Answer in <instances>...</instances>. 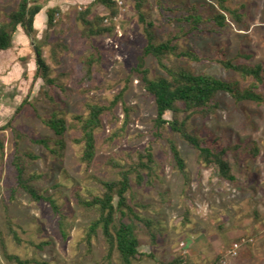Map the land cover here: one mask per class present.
<instances>
[{
    "label": "rangeland",
    "instance_id": "obj_1",
    "mask_svg": "<svg viewBox=\"0 0 264 264\" xmlns=\"http://www.w3.org/2000/svg\"><path fill=\"white\" fill-rule=\"evenodd\" d=\"M137 1L116 0L119 13L112 18L111 9L95 0H38L44 8L35 21V33L29 36L19 26L13 47L0 51V139L4 145L0 146V231L7 249L24 260L51 264H109L104 258L108 245L102 235L93 239L91 246L85 241L97 214L81 200L103 193L100 180L118 178L114 160L131 163L151 146L159 178L154 186L135 183V198L130 197V203L143 204L138 212L152 224L125 218L135 224L140 251L148 254L134 264H160L178 256H187L194 264H264V101L238 103L230 94L220 92L216 113L209 117L197 113L188 121L191 133L227 150L235 181L222 178L217 165L201 163L198 151L169 125L160 137L155 136L154 97L133 72L148 42ZM18 2L0 0V25ZM227 3L233 8L243 7L242 24L229 15V24L218 27L210 19L218 9L215 0H144L142 11L154 22L158 42L179 34L176 41L180 46L202 57L193 61L172 55L165 59L170 66L240 80L247 87L252 80L225 68L220 60L236 58L242 52L253 57L236 61L264 63V0ZM191 6L204 17L203 31L184 34L190 25L178 18L188 14ZM50 7L60 8L52 26L47 21ZM87 8L93 21L105 16L104 26L112 27V31L89 37L80 18ZM38 48L50 68L46 77L43 70L38 71ZM146 66L151 77L167 75L155 56L146 57ZM121 92L127 105L134 108L131 122L113 137L123 126V102L105 113L103 127L97 132V156L88 165L81 160L83 144L76 141L81 132L75 117L87 115L90 103L110 105ZM260 92L264 96V85ZM54 115L74 124L65 135L62 149L59 137L45 123ZM184 116L182 113L180 118ZM166 117L172 119L173 112ZM39 138L48 139L50 147L33 141ZM170 138L177 140L186 159L188 184L176 169ZM255 147L260 149L258 154ZM16 157L21 158L26 176H41L35 185L60 205L65 217L63 228L62 215L48 201H36L18 187ZM8 221L21 242L14 239ZM243 239L249 242L233 255L234 245ZM112 260V264H124L118 252ZM0 264H18L5 256L1 244Z\"/></svg>",
    "mask_w": 264,
    "mask_h": 264
},
{
    "label": "trees",
    "instance_id": "obj_2",
    "mask_svg": "<svg viewBox=\"0 0 264 264\" xmlns=\"http://www.w3.org/2000/svg\"><path fill=\"white\" fill-rule=\"evenodd\" d=\"M215 1L218 4V9L216 14L210 19L218 27H225L229 24V15L239 25L242 24L244 18L242 6L233 8L228 5L227 0ZM95 2L111 9L112 18L118 15L116 0H95ZM143 3L144 0H138L137 8L139 9L140 20L145 24L148 42L143 54L139 58L138 65L133 68V72L138 75L144 83L146 90L154 97L156 104L154 128L157 130L155 136L160 137L163 129L166 125H169L174 132L179 134L182 139L198 151L201 163L217 165L222 178L235 181L236 176L233 174L232 166L226 158L227 150L225 148H215L204 142L199 136L191 133L188 128V121L197 113L202 114L204 117H209L211 114L216 113L220 107L216 96L220 92L230 94L238 103L243 101L263 102L264 96L260 92V89L264 85V63L258 62L252 65L242 61H236V59L248 60L253 57L252 54L242 52H238L236 58L220 60L225 68L238 72L244 79L250 78L252 81L247 87H243L240 80H225L208 72L196 74L183 67L170 66L165 59L172 55L186 57L193 61H201L202 57L192 49H183L176 41L179 39V34H172L169 39L158 42L153 31L155 26L154 22L148 20L142 11ZM43 8L44 5L39 3L38 0H19L17 7L8 15V20L0 25V51L13 47L14 35L19 26L24 28L27 35L32 36L36 31L35 21ZM196 11L197 9L191 6L187 12L188 14H184L178 18L180 22L185 21L190 25L189 31L184 34L203 31L202 25L204 23V17L196 13ZM59 13V7H50L48 9L47 21L49 26L55 23ZM90 13V8L80 13V18L86 25L85 32H87L89 37L112 31V27L104 26L105 16H97L93 21L89 18ZM149 55L157 58L159 66L167 73L166 76H150V70L146 66V57ZM36 60L38 71L43 70L44 76H48L50 68L42 56L40 48H38ZM48 82L54 84L55 80L49 78ZM123 94L121 92L116 95L110 105L90 103L88 104L87 115H77L75 117L81 132L76 141L83 144L81 160L88 165H91L97 156V132L103 127V115L112 111L120 101L123 102L125 113L123 126L113 134V137L125 131L131 122V113L134 111V108L127 105ZM168 112H173L172 119L166 117ZM182 113H185L183 119L180 118ZM45 123L59 137L58 144L60 149L65 148V135L74 127V124H68L64 118L58 115L46 119ZM33 141L50 147L48 139L46 138H39ZM168 142L173 153L176 169L184 176L188 184L189 173L187 170V162L182 156L178 142L173 138H170ZM0 146L4 147L1 139ZM51 150L54 153L57 152L54 149ZM259 151V147H255V154H258ZM113 163L119 168L118 178L100 180L104 186L103 193L95 195L91 200H81L86 207L93 208L97 214V217L88 226L85 241L91 246L93 239L102 235L108 245V252L104 258L109 264H112V258L115 252L119 253V257L124 264H134L135 260L148 254L140 251L141 243L136 232L135 224L132 221H127L125 218L127 216L130 218L134 217L139 221L145 222L147 226H151L152 222L151 219L140 216L138 212V207L144 205L141 203L135 206L132 205L130 203V197L135 198L132 191L135 183L139 186H154L159 178V173L156 168V159L151 146L146 148L145 152L140 153L136 161L122 164L114 160ZM14 165L17 170L18 187L27 191L36 201H48L54 211L62 215L60 226L63 228L65 217L60 205L54 197L41 194L35 185V182L41 176L36 173L26 176V169L23 163H21L20 157L15 158ZM16 189L14 193H16ZM9 228L14 239L17 242H21V238L17 230L13 228L11 222H9ZM247 242H249L248 239L243 245ZM0 244L5 256L11 262L18 264H30L32 262L36 264H51L47 261L24 260L18 255L11 254L7 249L6 240L2 231H0ZM160 264L194 263L187 256H178L171 261L161 262Z\"/></svg>",
    "mask_w": 264,
    "mask_h": 264
},
{
    "label": "built area",
    "instance_id": "obj_3",
    "mask_svg": "<svg viewBox=\"0 0 264 264\" xmlns=\"http://www.w3.org/2000/svg\"><path fill=\"white\" fill-rule=\"evenodd\" d=\"M253 239H250V241H252ZM246 240L243 239L241 242H237L234 247L233 250L231 251L233 253V255L238 254V250L240 249V247L242 246V244L245 242Z\"/></svg>",
    "mask_w": 264,
    "mask_h": 264
}]
</instances>
